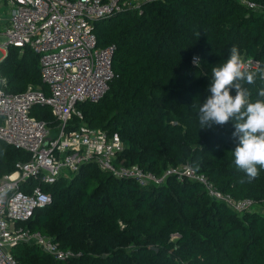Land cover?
<instances>
[{
  "label": "trees",
  "instance_id": "obj_1",
  "mask_svg": "<svg viewBox=\"0 0 264 264\" xmlns=\"http://www.w3.org/2000/svg\"><path fill=\"white\" fill-rule=\"evenodd\" d=\"M248 1L259 7L241 0H144L139 6L120 0L119 10L93 22L97 45H115L116 77L99 101L77 104L83 120L74 117L73 124L118 133L124 146L118 160L125 165L161 177L188 164L222 193L251 199L264 212V169L257 166L259 176L249 182L236 167L234 121L200 128L198 118L212 68L227 60L232 46L264 65V0ZM0 79L7 92L32 85L48 93L38 56L26 47H8ZM245 87L251 101L264 99L258 96L264 81ZM30 115L55 130L48 107L34 106ZM27 160L0 141V178ZM42 189L51 203L24 224L81 256L56 262L19 244L10 250L17 264H264L261 210L237 214L197 182L168 177L161 186L141 187L87 164Z\"/></svg>",
  "mask_w": 264,
  "mask_h": 264
},
{
  "label": "built area",
  "instance_id": "obj_2",
  "mask_svg": "<svg viewBox=\"0 0 264 264\" xmlns=\"http://www.w3.org/2000/svg\"><path fill=\"white\" fill-rule=\"evenodd\" d=\"M0 1L9 7L7 18L0 20V49L7 53L10 46L26 47L35 53L48 90L28 85L22 92H7L0 79V141L28 155L27 161L15 163L14 170L0 178V264H17L10 250L19 244L35 246L56 262L68 263L81 256L24 223L35 210L51 203L42 185H52L61 177L69 179L87 164L141 187L161 186L168 177L194 181L210 199L237 214L254 209L253 200L222 193L188 164L169 167L161 177L125 165L118 160L124 148L118 133L73 124L74 117L83 120L77 104L99 101L116 77L112 68L115 45H97L93 22L119 10L120 0ZM131 1L139 6L144 0ZM241 3L259 7L248 0ZM242 58L252 71L264 69L256 58ZM34 106L49 108L55 130L30 115Z\"/></svg>",
  "mask_w": 264,
  "mask_h": 264
},
{
  "label": "clouds",
  "instance_id": "obj_3",
  "mask_svg": "<svg viewBox=\"0 0 264 264\" xmlns=\"http://www.w3.org/2000/svg\"><path fill=\"white\" fill-rule=\"evenodd\" d=\"M199 64V58H194ZM264 81V69L252 71L245 66L238 46H232L227 60L212 68L210 95L199 105L200 128L224 125L234 121L233 138L238 141L233 151L236 167L246 174L251 182L264 169V99L251 101L246 84H254L256 79ZM235 89V96L230 91ZM258 96L264 98V88ZM198 167V162L196 163Z\"/></svg>",
  "mask_w": 264,
  "mask_h": 264
},
{
  "label": "rangeland",
  "instance_id": "obj_4",
  "mask_svg": "<svg viewBox=\"0 0 264 264\" xmlns=\"http://www.w3.org/2000/svg\"><path fill=\"white\" fill-rule=\"evenodd\" d=\"M8 12H9V7L7 5H5V3L3 1H0V20L6 19L8 16ZM5 54H6L5 49H3V48L0 49V60L5 56ZM254 209H256V210L258 209L259 211L261 210V213L264 214L262 207L260 208V207L256 206V208L254 207Z\"/></svg>",
  "mask_w": 264,
  "mask_h": 264
},
{
  "label": "water",
  "instance_id": "obj_5",
  "mask_svg": "<svg viewBox=\"0 0 264 264\" xmlns=\"http://www.w3.org/2000/svg\"><path fill=\"white\" fill-rule=\"evenodd\" d=\"M97 19H95L94 21H96ZM46 144V143H45Z\"/></svg>",
  "mask_w": 264,
  "mask_h": 264
}]
</instances>
